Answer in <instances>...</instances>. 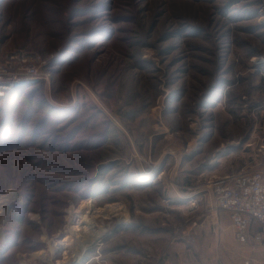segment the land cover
<instances>
[{
	"label": "rangeland",
	"instance_id": "1",
	"mask_svg": "<svg viewBox=\"0 0 264 264\" xmlns=\"http://www.w3.org/2000/svg\"><path fill=\"white\" fill-rule=\"evenodd\" d=\"M16 50L41 64L0 88V264H59L83 201L129 219L66 264L264 257L235 253L209 187L264 169V0H0Z\"/></svg>",
	"mask_w": 264,
	"mask_h": 264
},
{
	"label": "built area",
	"instance_id": "2",
	"mask_svg": "<svg viewBox=\"0 0 264 264\" xmlns=\"http://www.w3.org/2000/svg\"><path fill=\"white\" fill-rule=\"evenodd\" d=\"M40 64V54L26 50L9 53L0 61V88L9 82L38 77ZM263 149L261 146L259 151ZM209 187L216 207L230 213L235 239L241 244L264 242V169L244 168L215 176L209 181ZM257 223L260 229L253 231L252 226Z\"/></svg>",
	"mask_w": 264,
	"mask_h": 264
},
{
	"label": "bare ground",
	"instance_id": "3",
	"mask_svg": "<svg viewBox=\"0 0 264 264\" xmlns=\"http://www.w3.org/2000/svg\"><path fill=\"white\" fill-rule=\"evenodd\" d=\"M8 194V195H7ZM5 196L0 195V204L13 199L14 192H9ZM72 220H77L71 227V233L62 240L56 241V246L63 251V259L59 264L75 262L79 260L82 252L97 243L105 234L106 229L98 228V221L103 223L107 219L118 218L126 221L129 219L128 212L120 203H111L104 207H97L91 201H83L79 208L71 207L69 210ZM52 253L54 248H52ZM43 252L38 255H42Z\"/></svg>",
	"mask_w": 264,
	"mask_h": 264
},
{
	"label": "crops",
	"instance_id": "4",
	"mask_svg": "<svg viewBox=\"0 0 264 264\" xmlns=\"http://www.w3.org/2000/svg\"><path fill=\"white\" fill-rule=\"evenodd\" d=\"M233 172H236L235 170H233V171H231V173H233ZM227 174H229V173H227ZM222 216V221L225 223L226 222V220H227V218H226V214H222L221 215ZM229 216V219H230V221L232 222V220H231V216H230V214L228 215ZM227 216V217H228ZM232 226V225H231ZM232 230H233V227H232ZM258 230V227H253V231H257ZM233 237H234V241H231L232 242V244H234V246H233V248H234V251H235V253H238V251H240V249L238 248L239 246L238 245H240V247L243 249L245 246H248V245H251V246H253L256 250H258V253H260V252H262V251H264V245H254V244H241V243H239L236 239H235V234H234V230H233ZM252 247V248H253ZM246 259V258H245ZM254 263V262H253ZM255 264H264V257H262V256H257V259H255Z\"/></svg>",
	"mask_w": 264,
	"mask_h": 264
}]
</instances>
